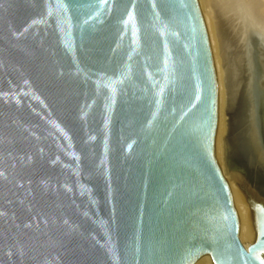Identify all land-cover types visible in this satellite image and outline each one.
Here are the masks:
<instances>
[{
	"label": "water",
	"instance_id": "obj_1",
	"mask_svg": "<svg viewBox=\"0 0 264 264\" xmlns=\"http://www.w3.org/2000/svg\"><path fill=\"white\" fill-rule=\"evenodd\" d=\"M196 0H0V264H264V37Z\"/></svg>",
	"mask_w": 264,
	"mask_h": 264
},
{
	"label": "bare ground",
	"instance_id": "obj_2",
	"mask_svg": "<svg viewBox=\"0 0 264 264\" xmlns=\"http://www.w3.org/2000/svg\"><path fill=\"white\" fill-rule=\"evenodd\" d=\"M207 6L211 9L213 15L211 12H210L211 14H209L210 15L209 17L205 16V14L202 15L201 13L200 15L202 18L204 29L206 28L205 32L210 50L214 52V49L217 47L215 46V44L218 45V54L220 57L219 61L221 63V71H222V78L221 80H219L220 78H218L219 76L217 75V71H218L217 65L215 66L213 65L215 77H216V109H215L216 128H215V137H214V157L216 161L219 163L218 167L220 166L221 170L223 171V169L225 168L224 158H223V148H224V137L226 132V102H225V88L223 84L224 78H223V68H222V59H221L223 57L222 36L224 35V33H226L230 37H233L238 40L240 38L245 37L247 33V29L253 26L258 31V33L262 37H264V0H210ZM212 17H213V23L211 20ZM211 24L213 27L212 29H211ZM219 61L217 63L218 65L220 64ZM218 73L221 74V72L219 71ZM233 187L234 189H236L234 185ZM230 188L231 187L229 186V189ZM234 200L235 202L233 203V205L236 209L235 212H237L238 219L240 222L239 238L242 241H244L245 239L247 240L246 243L243 242L244 247L247 248L255 241V236L248 223L244 201L243 200L240 201L237 199ZM201 264H213V262L212 260H209Z\"/></svg>",
	"mask_w": 264,
	"mask_h": 264
},
{
	"label": "rangeland",
	"instance_id": "obj_3",
	"mask_svg": "<svg viewBox=\"0 0 264 264\" xmlns=\"http://www.w3.org/2000/svg\"><path fill=\"white\" fill-rule=\"evenodd\" d=\"M209 1L210 0H197V2H198V6H199V4H200V8L199 9H201L200 10V13L203 15V14H205V16H207V17H209L210 15L209 14H211L212 13V11H211V9L207 6V4L209 3ZM202 2V3H201ZM204 5V6H203ZM204 8V9H203ZM204 11V12H203ZM211 12V13H210ZM212 15H213V13H212ZM211 20H212V23H213V17L211 18ZM213 27H212V24H211V29H212ZM206 29V28H205ZM215 34V33H214ZM216 37V36H215ZM215 46H217L215 49H214V52L213 51H211L210 50V52H211V56H213L212 57V61H213V59H214V61H213V63H216V64H213L214 66L215 65H217V68H218V71L219 72H221V74L220 73H218V71H217V75L219 76L218 78H220L219 80H221V78H222V71H221V63H220V57H219V54H218V45L217 44H215ZM217 50V51H216ZM217 52V53H216ZM218 58V59H217ZM217 59V60H216ZM222 59V61H223V57L221 58ZM218 61H219V65L217 64L218 63ZM223 68V67H222ZM224 84V83H223ZM217 162V161H216ZM217 165H219V163L217 162ZM219 169H220V171H221V173H222V175H223V177H224V179H225V181H226V184H227V187H228V190H229V193H230V198H231V202H232V205H233V203L235 202V200L234 199H237V200H240V201H242V198H241V196H240V194H239V191H238V189L236 188V189H234V187H233V185L227 180V176H226V171H225V168L223 169V171L221 170V168H220V166H219ZM224 172H225V175H224ZM229 186L231 187L230 189H229ZM236 190V191H235ZM238 191V192H237ZM232 195V196H231ZM233 197H234V199H233ZM232 200H234V201H232ZM236 204V203H235ZM245 204V203H244ZM245 207H246V205H245ZM233 208H234V210H236L235 209V207H234V205H233ZM245 211H246V213H247V209H245ZM236 215H237V217H238V214H237V212H236ZM238 221H239V219H238ZM240 223V222H239ZM239 229H240V225H239ZM239 236V235H238ZM239 240H240V238H239ZM240 242L243 244V242H247V240L245 239L244 241H242V240H240Z\"/></svg>",
	"mask_w": 264,
	"mask_h": 264
}]
</instances>
